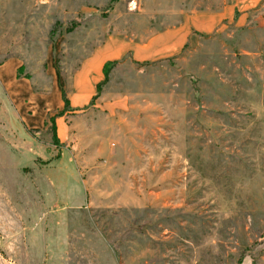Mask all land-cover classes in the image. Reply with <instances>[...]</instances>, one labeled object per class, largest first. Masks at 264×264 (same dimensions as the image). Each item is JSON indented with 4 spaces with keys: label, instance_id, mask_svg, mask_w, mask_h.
<instances>
[{
    "label": "rangeland",
    "instance_id": "obj_1",
    "mask_svg": "<svg viewBox=\"0 0 264 264\" xmlns=\"http://www.w3.org/2000/svg\"><path fill=\"white\" fill-rule=\"evenodd\" d=\"M232 1L0 0L3 55L62 99L30 130L0 105V264H264V0L62 98L106 35L144 40Z\"/></svg>",
    "mask_w": 264,
    "mask_h": 264
},
{
    "label": "crops",
    "instance_id": "obj_2",
    "mask_svg": "<svg viewBox=\"0 0 264 264\" xmlns=\"http://www.w3.org/2000/svg\"><path fill=\"white\" fill-rule=\"evenodd\" d=\"M249 1L234 0L217 10L184 12L178 23L152 33L144 40L124 39L114 34L106 35L81 60L72 74L71 89L68 91L69 100L72 105H78L93 96L96 85L104 78L103 66L107 61L129 58L136 62H152L164 59L177 55L195 36L224 31L232 23L240 25L246 20L248 7L252 6L245 4ZM21 65L18 56L3 55L0 38V92L7 106L1 101L0 105L13 108L22 127L30 130L42 127L46 114L61 106L62 99L56 100L55 105L46 100L51 93L60 97L56 79L52 80L49 94H42L39 90L35 92L30 78L18 74ZM61 123L57 120V127H60Z\"/></svg>",
    "mask_w": 264,
    "mask_h": 264
},
{
    "label": "trees",
    "instance_id": "obj_3",
    "mask_svg": "<svg viewBox=\"0 0 264 264\" xmlns=\"http://www.w3.org/2000/svg\"><path fill=\"white\" fill-rule=\"evenodd\" d=\"M118 60H113V61H107L105 62L104 66H103V72H104V77H106V73L108 72V69L113 66L114 64L117 63ZM136 62V61H135ZM138 63H149V62H138ZM21 69H22V65L19 67L18 69V74H22L21 73ZM104 80V78H103ZM103 80H101L97 85H96V89L98 88V86H100V84L103 82ZM62 98L64 101V104L66 107L69 106V98L66 95L65 91H62Z\"/></svg>",
    "mask_w": 264,
    "mask_h": 264
}]
</instances>
